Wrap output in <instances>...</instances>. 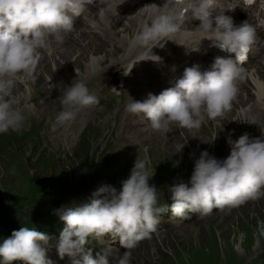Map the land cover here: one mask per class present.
<instances>
[{
    "label": "clouds",
    "instance_id": "9594fccd",
    "mask_svg": "<svg viewBox=\"0 0 264 264\" xmlns=\"http://www.w3.org/2000/svg\"><path fill=\"white\" fill-rule=\"evenodd\" d=\"M89 3L91 0H0V134L21 131L27 120L24 111L16 107L18 101L13 90L17 80L35 82L41 50H48L53 40L63 43L74 31L73 18L80 17ZM244 3L250 4L248 0ZM213 4L214 0H166L160 14L130 42L134 48L173 41L171 38L184 22L185 10L190 9L192 19L200 20V26L215 32L213 45L236 57H217L210 69L204 71L193 64L159 95L149 93L143 101L130 98L125 111L143 114L147 127L154 132L167 134L172 125L198 130L206 120L215 121L231 111L237 83L244 79L245 72L237 57L253 43L255 28L247 20L234 27L232 18L224 15L215 18L213 28L209 18ZM90 59L95 61V57ZM59 99L62 107L52 125L53 131L74 121L80 110L99 103L79 74L63 88ZM227 143L231 150L225 159L202 151L194 162L189 182L169 186L173 216L183 218L196 213L203 218L214 209L231 210L264 198V138H250L245 132L235 140L230 135ZM148 164L146 160L136 159L119 191L102 184L87 202L56 210L65 225L55 245L60 259L68 256L72 264H131L130 250L150 238L160 222L159 215L169 210L167 205L155 207L158 189L149 183L154 173ZM109 234L126 251L122 254L103 251L93 258L91 249L85 247L89 239ZM260 235H264V225ZM50 240L44 232L21 227L0 245V264L13 261L52 264L46 255Z\"/></svg>",
    "mask_w": 264,
    "mask_h": 264
},
{
    "label": "rangeland",
    "instance_id": "374dc122",
    "mask_svg": "<svg viewBox=\"0 0 264 264\" xmlns=\"http://www.w3.org/2000/svg\"><path fill=\"white\" fill-rule=\"evenodd\" d=\"M136 13L130 11L124 14L119 22L104 17L111 27L112 39L92 41L91 36L86 34L88 27L82 31L87 36L83 39L91 42L95 53H87V43L81 42L75 43L70 52L66 47L58 49V52L70 57L71 52L81 49L77 55H84L85 59L80 68L72 70L75 75L85 66L84 71L93 72V69L99 68L91 61L92 57L100 58L103 64L101 70L104 71L115 65L132 47L130 42L138 31L129 37L124 30ZM148 16L145 17L147 21L143 16L144 20L138 24L140 29L148 24L151 19ZM74 33L79 40L81 31ZM114 46L121 51L113 50ZM48 51L45 50V53L51 57L52 53ZM47 57L42 55L35 82L20 78L13 90L18 101L17 108L25 113L34 104H40L39 114H45L47 120L40 121L42 125L36 127L35 133L29 132L31 136L9 130L0 139V231L11 233L21 227H40L43 224L56 226L59 217L56 210L61 206L87 202L92 192L102 184L111 185L119 191L121 182L128 178L136 159L149 162V170L154 173L149 183L158 189V193L162 191L165 194L174 183L190 180L194 162L202 151L206 150L217 159H225L231 150L227 143L230 135L233 140L245 132L250 138H264V118L250 119V116L263 112L254 109L253 102L241 108L256 96L248 82L247 95L245 92L242 95L240 89V93L237 91L241 105L233 100L231 111L215 121L206 120L198 130L172 125L167 134L149 131L126 135L117 109H111L98 116L77 114V122L57 126L53 131L55 117L52 114L57 115L59 111L49 110L47 105L60 100V94H55V88L60 86L54 82L57 75L55 64L60 61V56L56 54L52 61ZM254 65L249 64L247 70ZM62 67L61 72L68 69ZM248 74L249 71H246L244 82ZM60 76L68 80L64 87L69 86L74 77L65 73H60ZM136 78L134 75L128 78L127 84L135 83ZM103 81L104 75L89 82L84 80L87 85L95 86H102ZM49 85L53 87L49 88ZM238 85L243 89L244 85ZM36 94H39L38 98L32 102L30 98ZM54 107L61 110V102L59 107ZM183 225L185 227L176 231L167 229L160 237L132 250L131 264H250L257 258L264 259V235H260V228L264 225V198L231 210H214L211 216H197Z\"/></svg>",
    "mask_w": 264,
    "mask_h": 264
},
{
    "label": "bare ground",
    "instance_id": "6f19581e",
    "mask_svg": "<svg viewBox=\"0 0 264 264\" xmlns=\"http://www.w3.org/2000/svg\"><path fill=\"white\" fill-rule=\"evenodd\" d=\"M165 2H166V0H142L139 3V5L132 6L128 10H125L124 12H122L121 15L119 17H117V21L119 22V20L121 19V17L124 14H126V13H128L130 11H137L135 17H131L132 20L129 19V21L127 22V26L128 27H126L125 30H124V33L127 36L131 37L137 31L138 32L141 31V29L138 27V24L140 22H142L144 19L147 21V18H145V17L148 15L149 11H154L153 13H151L148 16L151 19H154L156 17V15H154V14H156L155 9L156 10H159L164 5ZM129 3H130V0H108L104 5H101L100 11H96V10L93 11V17L96 18V19H100V16L103 13L106 16V19L112 20L114 22V20H113L114 14L117 13L118 10H119L117 8L118 7H121V6H123V7L124 6H128V5H130ZM114 8H116V9L114 10ZM113 10H114V12H113ZM144 15H145V17L143 19V16ZM150 20L148 21V24H150ZM103 25L106 28H108L107 27V24H103ZM182 30L186 31L188 29L183 28ZM106 34L109 35L110 33L109 32H106ZM75 35H76V33H74V32L70 33L66 37V39H65V41L63 43H57L54 40L53 41H50V45H49V49H48L49 51L48 52H51L52 53V56L51 57H47V53H45V50H41L42 55L43 54H46L47 59H50L51 61H52V59H54V56L56 54H59V56H60V61L59 62L57 61L58 63L55 64V67H56L55 73L57 75L55 76L56 81H54L57 84V86H60V87H56L55 88L56 89V91H55L56 93L55 94H58L59 93L60 94L59 97L62 96V91H63V88L65 86V83L68 82V80L66 79V77H61L60 76V73H65V75H68V76L70 74L72 77L74 76L73 79H71L72 81L74 79L78 78V74H79L80 78H83V80L89 81V80L97 77L99 74L102 73L101 72L102 71L101 70V67L103 66L102 61L100 62V58L99 59L96 58L93 63H95L97 66H99V68L93 69V72H91L89 70L88 71H84V69H86V66L84 65L85 68L82 67V70L81 71H78V69H77L78 73L76 72L77 75H75V71H72V70L74 68H80V66L82 65L81 62L85 59V56L84 55H77L78 52L81 51V49H78V51L75 52V53L74 52H71L72 53V56H70V57L68 55L67 56H63L62 53H59L58 52V49L60 47H64V46H68L67 49H68V52H70L71 48L72 47H75V45H76L75 43H78V42L79 43L81 42L80 44L87 43V44H85L86 45V48L85 49H86L87 53L89 51H91V53H95L96 52L94 50V46L93 47L90 46L91 42L88 41L87 39H83V37H86V36H85V34L84 35L82 34V31H81V34L79 35V40H76L77 37ZM112 35H114V34H112ZM68 40H70V41L68 42ZM154 44H159L158 50H161L162 52H167L166 49L164 48V47H166V45L163 43V41L155 42ZM154 44H151V45L146 46V47H141V46H137V47H134V48L131 47V52H130L131 56H127L124 59H126V60H128V59L129 60H132L133 58H137L138 59V63H146V61L144 60V58L146 57L145 56V53L147 51H151L152 50L151 47ZM114 47L115 48H113V50L115 49V51H119V50L121 51L120 48H117L116 46H114ZM87 53H85V54H87ZM149 55H152V54L151 53H148L147 56H149ZM74 58H75V60H72ZM156 58H158V57H156ZM140 60H142V61H140ZM256 63L257 64L254 65L251 68V70H248L249 71V74H248V77H247V82H248L249 85H251L253 87L251 90L255 91L256 96H255V98L253 100L249 99V103H247L246 106L241 107V108L242 109L243 108H246L248 105H250V102H253L254 109H258V110H261L263 112L264 111V81H263L264 80V57L261 59V62H259V63L256 62ZM148 64L149 63L145 64L144 67L147 68ZM62 66H65L68 69H65L63 72H61L60 69H61ZM62 68H64V67H62ZM69 68H71V69L69 70ZM239 82H243V80H241ZM17 83H18V80H17ZM142 84H149V85H151L152 83H150V81L148 79L144 78V81H142ZM246 84H244L243 89H242V87H239V85L237 84V89H240V92H242V95L244 94V92H245V95H247L246 92H247L248 85H246ZM38 95L39 94L34 95V97L32 96V99L30 98V100L32 102L33 101H36L37 98H38ZM240 100H241V98L239 97V95L236 94V97L234 99L235 103H237V102H238V104L241 103ZM59 101L60 100H57L56 99L55 104H53V105L48 104L47 105V108L49 110H52V111H60V108H59V110H56L55 107H54V106L59 107ZM234 101H233V103H234ZM239 105H241V104H239ZM39 106H40V104H39ZM39 106L37 104H34L33 105L34 108L31 107V109L25 110V113L24 114L26 115L27 120L25 121L24 127L19 132H21V133H23V132L29 133V132L32 131L33 133H35L36 130H37L36 127H38L40 124L42 125V123H40V121H42L43 119H45L47 116L45 114H42V113L39 114V111L41 109V107L39 108ZM52 116L56 118L57 115H53L52 114ZM259 116H260V118H259ZM263 118H264V112L263 113H259V115L250 116V119H253V120H255V119L256 120L257 119L262 120ZM45 120H47V118ZM28 124H30V127L27 128ZM261 127H262V121H261ZM151 131L153 132L152 129H151ZM31 134L32 133L25 134V135L31 136ZM20 135H23V134H20ZM4 137H5L4 136V133L3 134H0V139L1 138H4ZM217 147H218V145H217ZM182 227H185V226L184 225L183 226H176L173 229L176 231L178 228H182ZM144 245H146V244H144Z\"/></svg>",
    "mask_w": 264,
    "mask_h": 264
},
{
    "label": "snow or ice",
    "instance_id": "6c2138e0",
    "mask_svg": "<svg viewBox=\"0 0 264 264\" xmlns=\"http://www.w3.org/2000/svg\"><path fill=\"white\" fill-rule=\"evenodd\" d=\"M248 2H249V3H252V0H248ZM247 51H248V49H245V50H244V53H246ZM245 59H246V56L243 55V54H241V55H239V56L237 57V60L240 61V62L244 61Z\"/></svg>",
    "mask_w": 264,
    "mask_h": 264
}]
</instances>
